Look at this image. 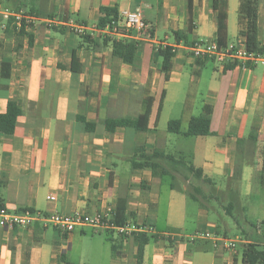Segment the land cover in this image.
Returning a JSON list of instances; mask_svg holds the SVG:
<instances>
[{
	"label": "crops",
	"instance_id": "1",
	"mask_svg": "<svg viewBox=\"0 0 264 264\" xmlns=\"http://www.w3.org/2000/svg\"><path fill=\"white\" fill-rule=\"evenodd\" d=\"M32 2L37 15L25 30L32 43L28 36L16 40L8 19L0 16V63L11 66L8 81H0V114L10 100L20 108L14 134L0 135V203L14 212L103 214L116 226L148 228L147 234L164 235L146 245L142 264H194L193 255L198 264H243V246L264 240V189L258 180L259 149L264 143V65L226 70L215 60L193 59L186 49L196 41L216 42L220 23L226 45L245 44L239 34V0H28L27 4ZM100 7H115L118 15L136 8L142 11L150 40L138 42L132 64L114 57L112 44L97 33L80 37L70 32L71 23L96 28ZM48 19L56 24L48 27ZM175 33L186 35L187 44L176 41ZM258 41L264 45V0L258 4ZM172 46L175 53L164 81L158 52ZM204 78L207 87L198 109L202 113L204 106L211 108L213 135L187 137L197 105L192 92L180 87L195 85L196 95ZM170 93L185 102L184 113L172 119L180 120V134L159 129ZM146 96L154 98L146 132L122 127L106 131L107 119L139 117ZM80 117L94 124L91 132ZM170 135L184 139L185 147H172ZM237 142H242L244 162L238 186H247L245 192L239 188L232 194L216 186L221 178L228 182L232 174ZM138 147L145 154L159 151L200 168L214 188L232 200V210L242 215L247 230L238 225L239 234L230 239L197 206L191 210L197 229L189 232L187 187L193 195L199 187L182 172L154 176L148 169H133ZM246 197L245 204L241 200ZM87 229L105 233L110 253L112 242L118 247L107 264H135L131 234L118 236L89 226L60 233L40 224L13 230L0 226V264H70L76 241L82 248L79 264L91 253L84 247L87 241L94 244L97 264H103V246L86 236ZM201 232L215 233L217 240L194 238ZM224 239L240 240L241 249H226Z\"/></svg>",
	"mask_w": 264,
	"mask_h": 264
},
{
	"label": "trees",
	"instance_id": "2",
	"mask_svg": "<svg viewBox=\"0 0 264 264\" xmlns=\"http://www.w3.org/2000/svg\"><path fill=\"white\" fill-rule=\"evenodd\" d=\"M35 1V0H33ZM20 0H2L0 6L2 9H6L12 12H20ZM258 4L259 0H239L238 6V25L240 27L239 34L245 40L246 50L252 53L264 52V45H260L258 41ZM23 13L24 16H36V8L34 3L28 5ZM27 11V12H26ZM118 12L115 7H100L99 9V18L97 20V27L103 29L107 25L111 24L113 21L117 20ZM9 23L11 24V32L16 36V40L23 37L28 36L29 43H32V35L30 33L25 32L26 24L22 20L19 28H17L13 22L12 18H9ZM174 38L176 41H184L187 44V37L184 34L175 33ZM226 40V32L223 24H219L218 32H217V40L216 43L224 47ZM138 43L133 41L122 42V43H112V55L114 57L119 58L123 63L130 65L133 63L135 55L138 51ZM158 55L161 56V73L163 76V80H168V75L171 70V60L174 56L170 47H166L163 50L158 52ZM207 61V59H205ZM226 70L231 69L235 66H251L249 63L239 64L238 62L225 64ZM11 66L7 61H1L0 63V81H8L10 77ZM165 92L162 91L159 99V108L158 114L160 112L161 103L164 99ZM154 102V98L151 96H146L143 100V112L136 119L129 118H118V119H107L105 122V129L107 132L112 133L116 128H130L133 129L136 133H144L148 130V122L152 109V105ZM211 108L208 106H204L202 109V113L195 118H192L189 123L187 130L184 136L187 137H206L213 135L210 130V119H211ZM158 114L156 117V122L158 118ZM20 115V108L16 101L10 100L7 103L6 112L4 114H0V135L9 137L14 134V130L17 124V118ZM79 121L84 124L85 130L87 132H91L94 129V124L86 122L84 118H79ZM180 120H171L167 124V131L173 134H180ZM250 139L254 142L256 141V137L254 134L250 135ZM242 142H237V152L236 158L234 161V166L232 169V174L228 179L227 184L229 183L230 187L237 188V185L240 182L242 175V167H243V149L239 148ZM136 157L131 162L133 169H148L152 175L156 176L160 174L170 175V171L182 172L186 174L191 180H195L196 182H201L202 184H206L209 186H213V182L207 178L203 171L200 168H195L194 166L187 164L181 158H175L171 155H165L162 152L154 151L151 154L143 153L142 147L136 148ZM259 159H260V167H259V184L261 188L264 189V143L261 145L259 149ZM232 186H231V185ZM196 189V194H199L200 189ZM232 189V188H231ZM230 189V190H231ZM235 189L232 190L234 192ZM188 196L198 202L199 200L194 197L193 193L187 192ZM228 208V212L233 209V204L230 203ZM230 209V210H229ZM25 210H21V212ZM233 211V210H232ZM237 219L238 216H236ZM132 240L136 244V253H135V264H142L143 254L146 245L151 242H157L166 238L164 235L160 233L147 234V233H133ZM118 250V247L115 243H111V253L115 258V253ZM242 263L243 264H264V246H260L255 243H247L243 246L242 249Z\"/></svg>",
	"mask_w": 264,
	"mask_h": 264
},
{
	"label": "built area",
	"instance_id": "3",
	"mask_svg": "<svg viewBox=\"0 0 264 264\" xmlns=\"http://www.w3.org/2000/svg\"><path fill=\"white\" fill-rule=\"evenodd\" d=\"M0 15L9 20H14L13 24L19 28L21 21L26 24V28L33 25L34 16H24L22 11L16 13L9 10L0 9ZM56 24L55 20L48 19V27ZM70 32L77 36L97 33L102 39L112 43H122L133 41L135 43L150 40V28L143 18L142 11L139 8L121 12L117 20L107 25L103 29L98 27L88 29L79 24L71 23L68 25ZM176 46H172V53H175ZM188 54L193 59L215 60L220 64L238 62L239 64L249 63L251 66L258 64L264 65V52L252 53L246 50L245 44H229L224 47L214 42L196 41L186 48ZM40 224L43 228L52 227L60 233H71L76 228L89 226L98 230H110L118 236L132 235L133 233H149L148 228H138L128 226H116L111 222V217L103 214L88 216L84 214H57L45 213L40 211L14 212L0 203V226L6 230L16 228L29 229ZM211 236L207 232H201L194 235V238L209 239ZM214 240H217L215 237ZM222 241V240H221ZM224 247L230 251L236 249L239 240H223Z\"/></svg>",
	"mask_w": 264,
	"mask_h": 264
},
{
	"label": "rangeland",
	"instance_id": "4",
	"mask_svg": "<svg viewBox=\"0 0 264 264\" xmlns=\"http://www.w3.org/2000/svg\"><path fill=\"white\" fill-rule=\"evenodd\" d=\"M23 1L22 6L19 8V11L24 12L26 9H28V4L27 1L28 0H21ZM3 7L0 6V9H2ZM27 12V11H26ZM1 16V15H0ZM233 16H237L236 14ZM208 65H212L211 63H208ZM209 68H211V66H208ZM189 84V83H188ZM186 83H183V85L180 87V89L183 90V92H189L191 91L193 94V100L195 102V104L197 105L193 115L195 117H197L201 111L200 108L198 109V106H200L201 104V98L202 95L200 94H205V89L207 87V83L205 81V78L202 79V82L199 85V91L197 93V89H196V95L194 94L195 92V88L196 86L193 85L191 87V85L189 84V86H186ZM184 103L182 98H179L178 96L173 95L172 93H170L169 96V101H167V103H165L163 112L161 114L160 120H159V129L165 131L166 127H167V123L170 121V119H178L183 113V109H184ZM170 140L169 143L170 145L176 146V145H180L182 147H185V141L184 139L180 138L178 141V137H176L175 135H170ZM169 178H167L166 180H168ZM169 182V181H166ZM194 185L198 186L200 189L199 194H194L196 195L197 199L199 200L197 203L194 204V202L191 200H188V213H187V220H186V228L188 229L189 232L195 231L197 229V225L194 223V218L191 216V210H195L194 208H197V206H202L205 211H207L208 217L210 221H214L215 223H217L219 225L221 234L223 235L224 233H226L227 237L230 239H234L235 235L239 234V229L237 228L238 225H240L242 228L247 230V226L245 225L244 221L241 220V216L239 213H235L234 211L230 210L228 212V206L229 204L232 202L231 199L225 197L224 194H221L220 192H218L216 190V187L218 188V190H221L222 192H224V190L227 189H242V192H245L244 190L246 189L247 184L245 185V183H242V186H238L237 188L235 187H230L229 183L227 184V181L223 180L221 178V180H219L217 182V186L214 188V186H209L206 184H202L201 182H198V184L196 183V181L194 180L192 182ZM240 183V182H239ZM231 185V184H230ZM232 186V185H231ZM187 191H189L190 193H194L193 190L191 189V187H187ZM232 194H235V192H232ZM248 197L246 198H242V202L243 203H247L248 202ZM247 200V201H246ZM244 204V205H245ZM165 205L164 201H161V207ZM236 214V215H235ZM239 215V216H238ZM236 216H238L239 219L236 218ZM261 226V224H259ZM263 229V227H261ZM209 233V232H207ZM86 236L88 237H94L95 242L101 244V246H103V253H102V257L104 260L103 264H107L111 258V253L109 250V243L106 241V235L103 232H99V233H92V231L90 229H87L86 231ZM211 237H215L214 235H217L215 233H209ZM247 237V236H246ZM190 239V238H188ZM237 240V239H236ZM240 244V240L239 242L236 244L237 249H241L239 246ZM260 246H264V240L261 243H257ZM84 247L89 251L91 250V253H86V255L83 258V262L84 264H97V254L93 253L94 251V244L90 241L85 242ZM82 253V248H81V244L79 241H76L73 245V249L69 255V260L68 263L70 264H79V257ZM105 258V259H104ZM193 259H196V257L193 255L192 256ZM194 260V264H198V262H196Z\"/></svg>",
	"mask_w": 264,
	"mask_h": 264
}]
</instances>
